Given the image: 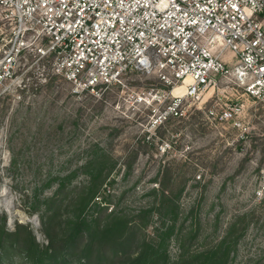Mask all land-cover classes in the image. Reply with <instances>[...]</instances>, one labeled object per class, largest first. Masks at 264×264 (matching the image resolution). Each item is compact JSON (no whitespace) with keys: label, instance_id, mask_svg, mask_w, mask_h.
I'll list each match as a JSON object with an SVG mask.
<instances>
[{"label":"rangeland","instance_id":"1","mask_svg":"<svg viewBox=\"0 0 264 264\" xmlns=\"http://www.w3.org/2000/svg\"><path fill=\"white\" fill-rule=\"evenodd\" d=\"M236 60L230 50L222 55L230 68ZM48 65L0 97L1 227L14 232L20 225L41 247L48 244L45 202L71 172L65 190L79 193L89 180L85 164L103 153L112 171L82 215L103 218L114 210L140 222L147 211L148 239L174 224L165 238L169 262L181 251L224 242L226 264H264V197L256 194L264 164L262 104L242 87L220 83L164 118L172 96L154 72L130 71L121 83L90 93L51 76ZM235 101L244 130L219 120ZM76 198L65 199L52 220L57 238L65 236ZM17 248L8 257L0 247V263L30 264Z\"/></svg>","mask_w":264,"mask_h":264},{"label":"built area","instance_id":"2","mask_svg":"<svg viewBox=\"0 0 264 264\" xmlns=\"http://www.w3.org/2000/svg\"><path fill=\"white\" fill-rule=\"evenodd\" d=\"M44 61L51 76L90 93L130 71L154 72L172 96L164 118L220 83L264 106V0H0V97L31 71L40 76ZM241 112L231 102L219 120L244 130ZM257 181L261 198L264 164Z\"/></svg>","mask_w":264,"mask_h":264},{"label":"trees","instance_id":"3","mask_svg":"<svg viewBox=\"0 0 264 264\" xmlns=\"http://www.w3.org/2000/svg\"><path fill=\"white\" fill-rule=\"evenodd\" d=\"M107 163L110 166L105 168ZM85 167L89 180L80 189L81 193L70 196L73 191L65 190L66 182L69 183L75 175V172H71L60 180L56 194L45 202L50 209L49 214L44 216L48 244L41 247L31 233L20 225L14 232H7L0 226V247L5 256H11L18 245L20 257L30 264H226L227 251L224 242L199 252L181 251L176 261L169 262L165 238L172 233L174 224L169 225L154 239H148L142 232L147 211H141L140 222L114 210H110L103 218H87L82 215L96 196L105 177L112 171L113 162L108 155L96 153ZM68 197H77L76 212L69 221L65 236L57 238L53 234L52 220ZM20 227L25 232L23 238L20 237ZM137 239L139 243L134 250L133 245ZM4 240L10 242L4 244ZM7 264H12V261L9 260Z\"/></svg>","mask_w":264,"mask_h":264},{"label":"bare ground","instance_id":"4","mask_svg":"<svg viewBox=\"0 0 264 264\" xmlns=\"http://www.w3.org/2000/svg\"><path fill=\"white\" fill-rule=\"evenodd\" d=\"M175 91H179V88H176Z\"/></svg>","mask_w":264,"mask_h":264}]
</instances>
